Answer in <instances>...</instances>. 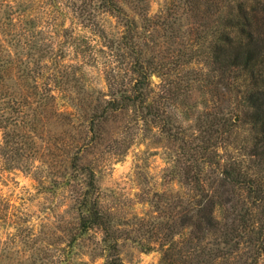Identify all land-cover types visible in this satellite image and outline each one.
I'll return each mask as SVG.
<instances>
[{"label": "rangeland", "instance_id": "obj_1", "mask_svg": "<svg viewBox=\"0 0 264 264\" xmlns=\"http://www.w3.org/2000/svg\"><path fill=\"white\" fill-rule=\"evenodd\" d=\"M106 1L0 0V264H106L103 233H79L83 176L73 161L95 172L119 264H261L242 239L230 246L213 237L197 242L182 226L195 196L181 177L182 143L150 117L125 109L88 132L93 108L111 99L108 84L129 89L137 57L152 72L149 102L169 81L185 92L180 98L190 111H169L174 129L193 143L213 113L203 103L239 100L231 84L207 83L201 43L193 44L181 0H112L136 23L132 40L123 41V19ZM35 91L47 97L42 106ZM30 121L35 133L21 138ZM234 137L237 149L221 145L222 158L246 152L248 131L237 128ZM249 172L262 178L264 191V171ZM219 252L225 257L208 256Z\"/></svg>", "mask_w": 264, "mask_h": 264}, {"label": "trees", "instance_id": "obj_2", "mask_svg": "<svg viewBox=\"0 0 264 264\" xmlns=\"http://www.w3.org/2000/svg\"><path fill=\"white\" fill-rule=\"evenodd\" d=\"M181 1L183 14L191 19L188 33L196 36L193 44L201 43V56L209 69L207 83L231 84L234 93L239 95L238 103L235 106L220 103L210 108L203 103L202 108L212 109L213 113H207L209 123L200 126V138L193 143L174 129L175 119L169 111L170 107L174 111H190V108H184L186 104L180 98L185 92L169 81L166 88L162 87V94L154 98V104L149 102L154 93L149 82L152 72L137 57L130 70L135 77L129 89L113 88L108 84L111 99L103 100L93 108L88 132L92 133L98 123L106 122L109 113L125 109L139 110L143 120L150 117L160 133L182 143L179 154L184 161L183 166H179L181 177L195 192L181 218L182 226L190 230L197 242L213 237L217 245L230 246L234 239H242L246 250L252 251L254 262L264 264L263 183L257 173L249 172L252 167L264 171V0ZM104 4L108 11L123 19L122 41L132 40L133 36L129 35L135 29V21L127 18L115 1L108 0ZM171 86L174 88L170 89ZM36 95L42 106L47 97L35 91L33 96ZM235 117L238 122H234ZM26 125H29L26 134L21 138L35 133V122H26ZM237 128L248 131L247 150L239 158H222L221 145H224L222 148L237 149L234 146ZM26 144L29 148L32 143L26 139ZM71 167L83 176L78 182L81 188L76 204L79 233L99 229L103 233L106 264H119L117 245L110 237L109 221L100 205L95 172L90 166H77L75 161ZM205 167L212 177L205 175ZM172 175L177 177L179 172L175 169ZM66 179L63 184L73 187V181ZM224 255L208 253L213 259L224 258Z\"/></svg>", "mask_w": 264, "mask_h": 264}, {"label": "water", "instance_id": "obj_3", "mask_svg": "<svg viewBox=\"0 0 264 264\" xmlns=\"http://www.w3.org/2000/svg\"><path fill=\"white\" fill-rule=\"evenodd\" d=\"M237 118H235V121H236Z\"/></svg>", "mask_w": 264, "mask_h": 264}]
</instances>
